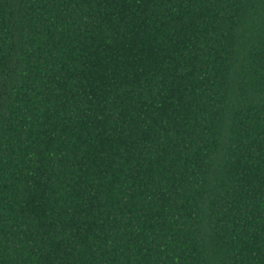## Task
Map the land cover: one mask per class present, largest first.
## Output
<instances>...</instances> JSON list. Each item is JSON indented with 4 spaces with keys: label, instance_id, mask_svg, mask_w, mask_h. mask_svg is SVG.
Segmentation results:
<instances>
[{
    "label": "trees",
    "instance_id": "trees-1",
    "mask_svg": "<svg viewBox=\"0 0 264 264\" xmlns=\"http://www.w3.org/2000/svg\"><path fill=\"white\" fill-rule=\"evenodd\" d=\"M0 264H264V0H0Z\"/></svg>",
    "mask_w": 264,
    "mask_h": 264
}]
</instances>
